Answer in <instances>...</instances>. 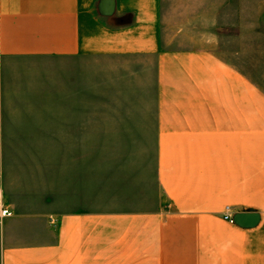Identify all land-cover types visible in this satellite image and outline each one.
Masks as SVG:
<instances>
[{"label":"crops","instance_id":"0c3cea01","mask_svg":"<svg viewBox=\"0 0 264 264\" xmlns=\"http://www.w3.org/2000/svg\"><path fill=\"white\" fill-rule=\"evenodd\" d=\"M263 31L264 0H0V264H264Z\"/></svg>","mask_w":264,"mask_h":264},{"label":"rangeland","instance_id":"374dc122","mask_svg":"<svg viewBox=\"0 0 264 264\" xmlns=\"http://www.w3.org/2000/svg\"><path fill=\"white\" fill-rule=\"evenodd\" d=\"M261 39L254 40L253 32H246L245 62L240 66L246 75L264 90V31Z\"/></svg>","mask_w":264,"mask_h":264},{"label":"built area","instance_id":"2783aa9c","mask_svg":"<svg viewBox=\"0 0 264 264\" xmlns=\"http://www.w3.org/2000/svg\"><path fill=\"white\" fill-rule=\"evenodd\" d=\"M231 208H226L225 213L223 214V218L230 222L231 224H234V220L231 216ZM14 215L13 210L11 207L7 204L4 193L2 190H0V220L5 219V218H10Z\"/></svg>","mask_w":264,"mask_h":264}]
</instances>
